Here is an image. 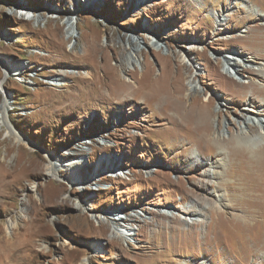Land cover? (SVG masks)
Returning a JSON list of instances; mask_svg holds the SVG:
<instances>
[{"label": "rangeland", "instance_id": "374dc122", "mask_svg": "<svg viewBox=\"0 0 264 264\" xmlns=\"http://www.w3.org/2000/svg\"><path fill=\"white\" fill-rule=\"evenodd\" d=\"M263 26L264 0H0V105L7 97L10 108L0 127V264H253L215 225L212 209L242 215L219 204L214 174L223 171L193 163L217 151H183L184 130L149 83L165 72L186 88L193 81L186 104L211 99L221 137L256 147L263 108L262 125L245 129L240 116L251 122L245 109L256 105L240 85L254 79L264 92ZM212 122L218 137L219 117ZM195 187L200 195L187 199ZM115 228L129 240L112 239Z\"/></svg>", "mask_w": 264, "mask_h": 264}, {"label": "bare ground", "instance_id": "6f19581e", "mask_svg": "<svg viewBox=\"0 0 264 264\" xmlns=\"http://www.w3.org/2000/svg\"><path fill=\"white\" fill-rule=\"evenodd\" d=\"M27 13L29 14L30 10H28ZM32 17L35 18V15L33 13ZM73 18L74 15L71 14V16L67 20V24L69 26L67 32L69 35H72L73 33ZM262 30H264V26L262 27ZM130 38H132V36H130ZM135 42H137L136 39L132 38L131 44H135ZM151 44L152 43L150 42L149 45ZM262 48H264L263 45L261 46V49ZM97 51L98 50L96 43H90L89 46L87 45V56L94 58V56L97 54ZM138 52L139 49L137 50V52L136 50H134L131 53L130 59H135V61H132L133 66L137 65L136 58H138ZM262 56L264 57V55ZM243 58L246 57L243 56L242 59ZM227 61L229 67L231 66L230 68H232L235 74L240 75L244 70V67L240 63H232L234 62V59H228ZM7 64L12 65V63ZM104 67L107 70V74H110L111 71L107 68V63ZM146 67L148 68L147 65ZM8 71L9 70H5L6 75L10 74V71ZM148 73V69L143 70L142 76L144 77V75ZM230 74L232 75L231 71ZM173 79L174 78L172 77L170 72H165L159 82L149 83L152 87V91H154L155 97L158 98L157 102L165 104L166 112L168 113V115L172 114V116L169 115V117L171 120L170 124L172 125V127H174V130H184V136L186 137L183 139H185L187 142L186 144L182 142L183 151H186L185 145H193L197 147L201 152L203 151V158L208 156L204 153V147H207V150L212 152L217 151V158L215 160L209 159L206 160L205 163L198 162L199 160H196L193 162L194 166H196L197 171H200L203 168H207L209 166V163L215 166V168H220V170L223 171V176L221 172H215L214 174V176L221 181L217 187L219 204L224 209L226 207L227 209H231L232 211H241L242 213V215H238L235 213L230 214V218H225L226 212L218 210L217 208L212 209L211 212L213 214V217L216 218L215 225L222 231L225 237L232 240H238L245 248L253 252L254 255L251 257L246 256L243 259V263H247L249 259L252 258L251 260L253 264H261L262 261H264V258L259 256L258 250L262 251L264 249V148L258 147L257 145L256 147L248 149L247 147L243 146L242 143H240V140L235 138L234 136H231L227 139L225 137L222 138L219 132L221 131L220 126L223 115L221 112H215L213 110L215 108L213 101L211 99H203V97L195 95L194 100L191 102V104L187 105L186 96H188V94H186L185 91L198 93L197 86L192 81L188 84V88H186L185 85H183V81L181 78H178L174 82ZM252 80L254 79H251V82L247 84L250 85L248 87H246L245 85H240L241 93L244 94L247 93L248 90L251 91V98L249 99V102L256 105L253 110H249L248 108L245 109V113L247 116H249V119L252 123L247 121V119L244 120L242 115L240 116L244 121V124L246 126L245 129L247 130H254L258 126V124L262 125L263 122L258 120V108L262 107V114H264V104L262 103V101H264V92L261 91L259 86L256 85L255 80L254 83ZM164 83L166 84V86ZM8 102V98L5 97L3 103L0 105V127L6 125L7 123V113L10 109L8 106ZM213 115H217L219 117V127L215 128V132L219 133L218 137H215L212 134L214 129L212 122ZM241 129L243 130L242 127ZM17 139L20 140V137L17 136ZM230 162L233 163L232 171H228L226 169L228 163ZM69 163H73L77 167L80 165L75 161H70ZM225 173L226 175L231 174L232 178H235L236 181L232 183L227 182L224 176ZM49 174H51L52 176L58 175L56 172V165L55 170L54 167L48 170V175ZM222 188L226 189V191L229 193L228 196L219 192ZM201 190L202 189L200 187H195L196 192L191 190V196L187 194V199L192 198L194 195H200L198 192ZM226 197L230 198L231 205L225 204ZM168 213L170 212L168 211ZM189 214L194 217L199 216L195 211H190ZM117 215L118 214L114 213L115 217ZM173 222L177 223L178 219H174ZM16 226V222H10L7 226V231L9 232L10 230L15 229ZM112 236V239L115 240H119V238L127 240L129 238V236L126 233L120 231L119 228L114 229V231L112 232ZM80 264H89V262L86 258H84Z\"/></svg>", "mask_w": 264, "mask_h": 264}, {"label": "clouds", "instance_id": "9594fccd", "mask_svg": "<svg viewBox=\"0 0 264 264\" xmlns=\"http://www.w3.org/2000/svg\"><path fill=\"white\" fill-rule=\"evenodd\" d=\"M258 147L264 148V141H261Z\"/></svg>", "mask_w": 264, "mask_h": 264}]
</instances>
